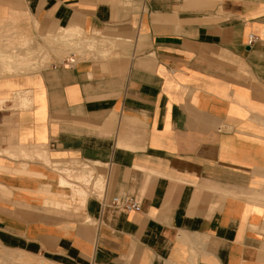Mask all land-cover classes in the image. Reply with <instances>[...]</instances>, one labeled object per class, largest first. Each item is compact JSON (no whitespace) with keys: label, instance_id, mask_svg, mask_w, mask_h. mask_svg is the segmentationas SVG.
<instances>
[{"label":"crops","instance_id":"obj_1","mask_svg":"<svg viewBox=\"0 0 264 264\" xmlns=\"http://www.w3.org/2000/svg\"><path fill=\"white\" fill-rule=\"evenodd\" d=\"M0 52V264H264V0H0Z\"/></svg>","mask_w":264,"mask_h":264},{"label":"bare ground","instance_id":"obj_2","mask_svg":"<svg viewBox=\"0 0 264 264\" xmlns=\"http://www.w3.org/2000/svg\"><path fill=\"white\" fill-rule=\"evenodd\" d=\"M90 39H92V38H90ZM88 41V40H87ZM65 45H67L66 46V48H67V51L66 52H68V50H70L71 52L73 51V50H75V51H78L79 49V47H80V45H82V47H83V45H85V42L83 41V42H81L79 39H78V37H76V38H72V37H68V38H66V40H65ZM89 44V43H88ZM87 44V45H88ZM95 44V43H94ZM23 45H25V44H23ZM97 45V44H96ZM90 46H92V44L90 45ZM96 47V46H95ZM93 48H94V46H93ZM8 49V48H7ZM78 49V50H77ZM5 51V50H4ZM82 52V51H81ZM1 53V52H0ZM6 53V52H5ZM9 53V52H8ZM8 53H6V54H8ZM13 53V52H12ZM77 53V52H76ZM2 54V53H1ZM0 55V72H3V71H7V72H12V73H16L17 71H23V70H31V69H36L37 67H39V65H40V63L42 62L41 60H40V58H36V56L35 57H33V61L30 63V62H25V61H22V60H25V56L24 57H22V58H20V59H16V61H14L13 59H14V56H12V55ZM10 54V53H9ZM36 53H34V55H35ZM39 56V55H38ZM37 56V57H38ZM44 63V62H43ZM42 63V64H43ZM1 74V73H0ZM11 74V73H10ZM17 93V92H16ZM19 95V94H18ZM17 95V96H18ZM22 95V94H21ZM23 95H24V93H23ZM99 177V179L97 180V185H99L100 183H101V177L100 176H98ZM76 179H78V181L80 182H82V181H87V178H86V176H84V175H81V176H79L78 178H76ZM101 180V181H100ZM61 184H63L62 182H61ZM71 184V186H75V185H73L72 183H70ZM69 184V185H70ZM86 184H88V183H86Z\"/></svg>","mask_w":264,"mask_h":264},{"label":"built area","instance_id":"obj_3","mask_svg":"<svg viewBox=\"0 0 264 264\" xmlns=\"http://www.w3.org/2000/svg\"><path fill=\"white\" fill-rule=\"evenodd\" d=\"M256 40L252 34L248 36V45H251ZM92 195L98 199L104 198V188L100 190H93ZM103 211H111L112 213L119 212H139L141 210L140 202L132 196H113L109 202L102 209Z\"/></svg>","mask_w":264,"mask_h":264},{"label":"rangeland","instance_id":"obj_4","mask_svg":"<svg viewBox=\"0 0 264 264\" xmlns=\"http://www.w3.org/2000/svg\"><path fill=\"white\" fill-rule=\"evenodd\" d=\"M80 171V167H78V166H72L71 168H69L68 170H66V171H63V172H65L66 174V178H71L70 180H69V182H73L72 180L73 179H75V178H73L72 179V177H73V175H76L79 171ZM83 170H85V169H83ZM83 170H81V171H83ZM81 182V181H80ZM89 182V178H87V181H82L81 183L83 184V186H84V188L87 186V184L86 183H88ZM73 184V183H72ZM68 186L72 189V192H73V194H74V196L77 194V192L79 193V192H81V196H84V193H82L83 191H82V188H78V186L77 185H75V186H71V184L69 185L68 184ZM100 188L101 187H99V188H97L96 190H100ZM75 190V191H74Z\"/></svg>","mask_w":264,"mask_h":264}]
</instances>
